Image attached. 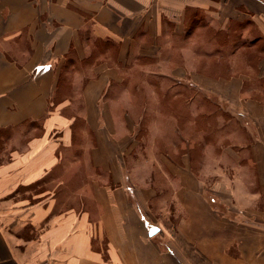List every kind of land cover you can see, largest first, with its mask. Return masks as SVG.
I'll return each instance as SVG.
<instances>
[{
  "label": "crops",
  "instance_id": "0c3cea01",
  "mask_svg": "<svg viewBox=\"0 0 264 264\" xmlns=\"http://www.w3.org/2000/svg\"><path fill=\"white\" fill-rule=\"evenodd\" d=\"M0 264H264V0H0Z\"/></svg>",
  "mask_w": 264,
  "mask_h": 264
},
{
  "label": "water",
  "instance_id": "95a60500",
  "mask_svg": "<svg viewBox=\"0 0 264 264\" xmlns=\"http://www.w3.org/2000/svg\"><path fill=\"white\" fill-rule=\"evenodd\" d=\"M158 231H159L158 228L153 227L150 229L149 235L154 236Z\"/></svg>",
  "mask_w": 264,
  "mask_h": 264
},
{
  "label": "rangeland",
  "instance_id": "374dc122",
  "mask_svg": "<svg viewBox=\"0 0 264 264\" xmlns=\"http://www.w3.org/2000/svg\"><path fill=\"white\" fill-rule=\"evenodd\" d=\"M165 87H169V84H166V85H164ZM148 103L150 104V106L152 105V101L150 100V101H148ZM210 108H211V105H210ZM195 131L193 132V135H195ZM145 135H148V132H146L145 133Z\"/></svg>",
  "mask_w": 264,
  "mask_h": 264
}]
</instances>
